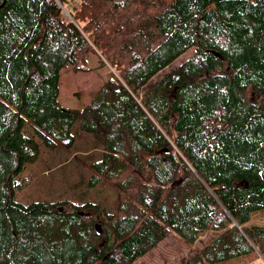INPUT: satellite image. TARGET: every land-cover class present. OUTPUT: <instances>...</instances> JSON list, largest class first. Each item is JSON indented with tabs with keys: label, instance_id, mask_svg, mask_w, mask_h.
Returning <instances> with one entry per match:
<instances>
[{
	"label": "trees",
	"instance_id": "trees-1",
	"mask_svg": "<svg viewBox=\"0 0 264 264\" xmlns=\"http://www.w3.org/2000/svg\"><path fill=\"white\" fill-rule=\"evenodd\" d=\"M88 53L106 79L62 106ZM41 147L86 153L110 209L19 200ZM262 210L264 0H0V264H132L205 231L180 264H264L239 226Z\"/></svg>",
	"mask_w": 264,
	"mask_h": 264
},
{
	"label": "rangeland",
	"instance_id": "rangeland-1",
	"mask_svg": "<svg viewBox=\"0 0 264 264\" xmlns=\"http://www.w3.org/2000/svg\"><path fill=\"white\" fill-rule=\"evenodd\" d=\"M190 53L191 49L185 51L161 69L148 83L172 70ZM86 60L87 67L91 68L87 72H74L70 68L60 71L57 100L62 106L83 108L105 81L108 66L98 67L97 56L92 53L87 54ZM85 154L64 149L50 151L41 147L37 160L26 163L21 169L20 175L31 180L16 197L26 203L37 200L55 203L63 201L76 204L94 203L109 210L118 196V190L101 179L90 183L91 169L84 158ZM239 226L244 228L257 246L264 247V210L242 216ZM214 234L216 233L205 231L192 245L185 244L173 234L169 235L132 264H180Z\"/></svg>",
	"mask_w": 264,
	"mask_h": 264
}]
</instances>
